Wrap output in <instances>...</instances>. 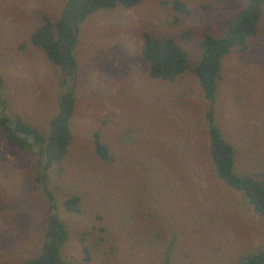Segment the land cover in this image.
<instances>
[{
  "label": "rangeland",
  "instance_id": "rangeland-1",
  "mask_svg": "<svg viewBox=\"0 0 264 264\" xmlns=\"http://www.w3.org/2000/svg\"><path fill=\"white\" fill-rule=\"evenodd\" d=\"M168 1L101 9L82 24L73 139L48 177L0 129V264L39 256L55 212L69 235L61 248L66 264H164L167 255L172 264H235L264 249V218L217 174L206 122L211 103L193 72L204 36L223 37L247 0H178L188 8L182 14ZM67 3L0 0V94L12 118L43 135L69 76L31 36L47 19L56 22ZM144 33L185 52L188 69L175 81L149 77ZM249 42L248 52L223 59L213 107L236 150L235 173L264 181V13ZM97 131L111 163L95 153ZM75 195L79 215L63 206Z\"/></svg>",
  "mask_w": 264,
  "mask_h": 264
},
{
  "label": "trees",
  "instance_id": "trees-1",
  "mask_svg": "<svg viewBox=\"0 0 264 264\" xmlns=\"http://www.w3.org/2000/svg\"><path fill=\"white\" fill-rule=\"evenodd\" d=\"M143 0H68L67 6L56 22L46 20L31 36L32 44L43 50L48 59L59 67L69 78L61 81L67 86L61 95L57 115L50 122L47 135L25 123L24 119L12 118L8 112L6 95L0 94V129L11 148L33 157L44 168V176L52 167L61 164L73 139V119L76 110V99L72 79L78 72L74 49L86 19L101 9H115L122 6L130 10ZM175 12L185 13L188 8L178 0L168 1ZM264 0H247L246 7L240 12L235 22L230 25L221 38L205 35L201 43V57L193 69L199 80L205 101L211 103L206 114V122L210 140V153L217 174L228 187L243 193L254 212L264 218V181L251 176H239L235 173L236 150L225 140L222 132L215 124V99L222 80L223 59L227 56L244 54L249 51V40L258 34V22L263 17ZM144 45L142 56L149 64V77L153 80L175 81L187 69V56L172 39L159 41L143 34ZM141 51V50H140ZM4 85L0 76V93ZM16 119V120H14ZM74 131V130H73ZM95 153L105 163L113 162L108 146L102 142L100 132L93 134ZM47 173V174H46ZM48 190V189H47ZM51 210L57 208L54 197L49 194ZM69 214L82 213L80 197L72 196L63 203ZM218 239L222 236H217ZM67 228L61 217L55 212L48 222L46 240L41 254L22 264H66L61 256V248L68 241ZM219 248L217 247L216 250ZM168 252V251H167ZM164 264H172L169 255ZM236 264H264V249L248 257L241 258Z\"/></svg>",
  "mask_w": 264,
  "mask_h": 264
},
{
  "label": "crops",
  "instance_id": "crops-1",
  "mask_svg": "<svg viewBox=\"0 0 264 264\" xmlns=\"http://www.w3.org/2000/svg\"><path fill=\"white\" fill-rule=\"evenodd\" d=\"M236 263H237V262H236ZM236 263H235V264H236Z\"/></svg>",
  "mask_w": 264,
  "mask_h": 264
}]
</instances>
